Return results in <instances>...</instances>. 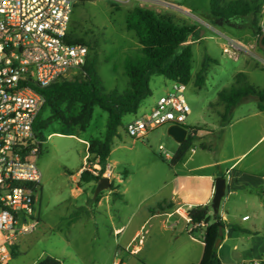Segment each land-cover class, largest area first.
<instances>
[{
  "label": "rangeland",
  "instance_id": "rangeland-1",
  "mask_svg": "<svg viewBox=\"0 0 264 264\" xmlns=\"http://www.w3.org/2000/svg\"><path fill=\"white\" fill-rule=\"evenodd\" d=\"M249 1L259 7L257 13L245 18L242 28L228 29L212 24L210 0L134 1L124 4L84 0L75 4L70 33L89 43L90 57L97 55L104 92L115 90L124 93L130 88L124 62L128 57L139 56L142 48L135 32L126 28L127 17L134 7L140 6L167 15L178 25L195 26L190 41L194 54L192 80L185 93L191 107L186 126L199 129L192 145L197 151L195 158L203 156L212 159L216 155L214 150L208 148L204 152L202 143L214 145L224 138L225 149L231 153L239 142L242 127L251 125L259 129L264 126V114L255 116L259 112L257 102L248 100L235 109L231 127L221 129L224 127L221 122L223 106L217 102L218 93L233 85L240 72L248 75L253 86L264 88V50L259 45L257 31L264 22V0ZM206 55L217 63H210L206 82L202 88H198L195 78ZM80 76L81 72H71L64 79L74 81ZM171 85L172 81L163 76L152 75V96L142 102L137 114L124 117V125L113 141L106 166L113 176L111 184L124 197H114L112 194L111 200L103 201L101 206H97L98 202L94 199L97 182L83 183L77 173L87 165L93 168L94 162L91 160L94 158L88 154V148L92 141L104 139L108 113L95 107L93 118L85 131L80 126H67L61 121H54L44 130L46 140L39 159L42 181L36 205L39 224L35 235L28 237H34L35 241L30 249L23 250L21 247L19 255H13L10 264H32L41 254L57 257L63 264H114L120 251L118 245H123L124 241L123 236H113L108 226L112 221L115 226L126 222L137 207L147 209L156 206L170 191L165 184L170 180L171 161L165 158L160 146L174 157L180 145L168 134V126L141 139L130 137L126 126L148 114L152 99L157 101L164 96ZM80 110L78 104L63 106L65 117L70 123ZM50 114L49 110H44L41 121H46ZM259 137L260 134L254 131L244 144L250 146ZM263 150L264 140L248 153V159ZM189 155L190 152H187L185 159ZM126 173H129L127 177ZM110 189L101 192V198ZM82 207L92 208L93 211L84 215ZM78 217L81 219L77 220ZM198 233L200 231L193 236H199ZM224 238L220 251L223 263L244 264L242 261L245 259L246 264H252L243 255L244 248L236 239L229 237L228 231ZM235 245H238L237 249H234ZM116 263L121 264L120 261Z\"/></svg>",
  "mask_w": 264,
  "mask_h": 264
},
{
  "label": "built area",
  "instance_id": "built-area-1",
  "mask_svg": "<svg viewBox=\"0 0 264 264\" xmlns=\"http://www.w3.org/2000/svg\"><path fill=\"white\" fill-rule=\"evenodd\" d=\"M81 1L0 0V264L12 260L16 241L33 234L39 224L36 205L44 141L36 135L34 125L45 104L40 91L71 72H82L88 61L89 47L69 39L74 6ZM187 86L172 82L148 114L128 123L127 134L141 139L163 126L181 125L187 128V140L195 131L186 126L191 111L185 95ZM192 145L187 152L194 155ZM160 150L167 160H173L163 146ZM87 166L82 170L111 182L110 168L102 171L99 160L94 161L93 168ZM194 226L205 227L206 223Z\"/></svg>",
  "mask_w": 264,
  "mask_h": 264
},
{
  "label": "trees",
  "instance_id": "trees-1",
  "mask_svg": "<svg viewBox=\"0 0 264 264\" xmlns=\"http://www.w3.org/2000/svg\"><path fill=\"white\" fill-rule=\"evenodd\" d=\"M258 10L259 7L249 0H210L212 24L220 28L240 29L245 23L244 19L255 15ZM126 28L129 31H134L142 44L140 55L128 57L124 62V71L129 79L130 88L124 93L115 90L105 93L103 80L98 71V57L89 55L79 79L68 81L63 78L40 91L45 98V104L34 125V131L38 138L45 141L44 130L54 121H61L67 126L77 125L82 131H85L93 118L95 107L107 112L108 122L104 139L92 141L88 148V154L94 158L91 162L99 160L102 171L107 166L113 141L118 136L119 129L124 125V117L137 114L142 102L152 96L150 77L159 75L172 82L186 85H189L192 80L194 54L190 41L195 33V26L178 25L167 15L136 6L127 17ZM257 31L259 45L264 50V37L262 38L264 34L261 33V28H258ZM69 39L72 42L83 43L90 49L89 43L70 32ZM210 63H217V61L206 55L195 78L196 87L202 88L205 84ZM248 100H255L258 110L264 111V88H256L249 82L248 75L240 72L233 85L218 93L217 102L223 106L221 122L224 127L232 121L235 109ZM65 104L81 106L79 114L72 119V123L65 117L63 111ZM46 109L51 114L46 121H41L42 113ZM194 130V134H190L187 140L179 146L171 165L180 162L188 148L197 139V130L199 129L195 128ZM127 176L128 173L125 177ZM100 179L101 177H95L85 170L80 173V181L83 183L98 182ZM110 191L114 197H122L116 192L113 183ZM100 199L101 194L95 201L99 202ZM163 206L172 208L174 204L172 202L159 204L157 209H153L152 212L162 210ZM210 212V206H195L189 211L188 216L193 225L191 234L194 235L199 231L204 232L205 250L200 264H222L218 255L220 248L218 242L224 240L221 229L224 232L225 225L219 214ZM201 222H205L206 226H194ZM36 264L63 263L57 257L46 256Z\"/></svg>",
  "mask_w": 264,
  "mask_h": 264
},
{
  "label": "crops",
  "instance_id": "crops-1",
  "mask_svg": "<svg viewBox=\"0 0 264 264\" xmlns=\"http://www.w3.org/2000/svg\"><path fill=\"white\" fill-rule=\"evenodd\" d=\"M155 103L156 99L153 98L147 111ZM262 114L264 111H259L255 116ZM230 127L231 123L221 129ZM240 131L239 142L234 144L236 147L231 153L225 149L224 138L214 145L201 144L204 152L208 148L214 150L216 155L212 159L203 156L195 158L197 151L185 159L186 152L180 162L171 165L170 180L165 184L170 190L166 198L152 208L137 207L127 221L119 226H115L112 221L108 230L113 236H123L124 241L123 245H118L120 251L114 264L119 261L121 264H200L205 250L204 232L200 231L197 237L191 234L188 213L195 206H210V213L214 214L212 201L215 185L221 178L226 179V193L218 212L225 225L223 235L228 231L229 237L236 239L244 248L243 255L249 262L264 264V150L248 159V153L264 140V126L259 129L251 125L244 126ZM254 131L260 137L254 144L247 146L244 142ZM81 171L77 176L80 177ZM116 192L122 195L120 198L124 197L119 190ZM111 196L112 192L108 191L97 206H101L103 201H110ZM165 202H172L174 206H163L162 210L152 212ZM81 209L84 215L93 211L89 207ZM80 219L78 217L77 220ZM35 232L16 241L15 256L19 255L21 247L23 250L30 249L35 240L34 237H28L34 236ZM239 234L242 236L239 237ZM224 242L225 238L220 243L219 258ZM45 257L41 254L32 264ZM242 262L246 264L247 261L243 259Z\"/></svg>",
  "mask_w": 264,
  "mask_h": 264
},
{
  "label": "water",
  "instance_id": "water-1",
  "mask_svg": "<svg viewBox=\"0 0 264 264\" xmlns=\"http://www.w3.org/2000/svg\"><path fill=\"white\" fill-rule=\"evenodd\" d=\"M264 35L262 36V38ZM261 38V39H262ZM187 128L181 125H173L168 128V134L179 144L182 145L186 141L187 137ZM111 187V182L109 178H101L97 182V187L94 192V199L97 198V196L105 191L109 190ZM226 193V179L221 178L217 180L215 185V194L212 201V209L214 214H218L219 208L221 205V201L224 198ZM221 235H223V230L221 229ZM221 241L218 242V245H220Z\"/></svg>",
  "mask_w": 264,
  "mask_h": 264
}]
</instances>
